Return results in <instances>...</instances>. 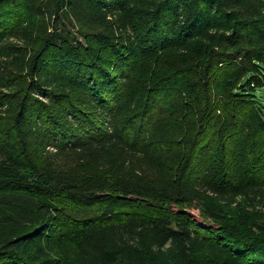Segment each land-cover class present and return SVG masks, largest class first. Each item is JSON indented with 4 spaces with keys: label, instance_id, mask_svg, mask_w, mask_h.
Here are the masks:
<instances>
[{
    "label": "trees",
    "instance_id": "trees-1",
    "mask_svg": "<svg viewBox=\"0 0 264 264\" xmlns=\"http://www.w3.org/2000/svg\"><path fill=\"white\" fill-rule=\"evenodd\" d=\"M94 1L99 6L114 1L109 4L115 7L109 17L122 25L110 36L86 37L77 48L63 39H56L59 46L47 40L38 56H30V87L22 100L14 99L19 102L17 114L0 132V141L15 144L13 151L22 150L25 162L18 176L0 177V264H110L111 255H121L124 241L142 229L148 237L172 244L177 256L185 260L190 259L198 238L211 248L214 264H220L217 252L231 258L230 263L221 264H264V219L260 216L250 214L243 221L234 212L206 209L190 190H142L124 176L111 178L94 170L98 163L92 160L111 144L142 154L147 142L163 139L157 128V110L145 103L135 123L122 109L129 92L124 83L142 63H151V57L159 53L169 57L177 45L183 57L194 55L193 46L200 55L221 43L211 57V66L219 68L217 78L237 68L226 46L249 47L253 65L264 67L262 34L248 19L245 1ZM28 2L0 0V44L26 17ZM170 60L175 66L168 74L190 78L189 72L178 71L174 59ZM250 76L244 73L240 90L221 97L226 103L218 107L208 103L204 108L201 126L210 139L195 142L199 147L205 140L201 157L186 150L177 156L176 169L171 172L174 179H185L191 185H202L208 179L217 192L229 190L230 185L242 191L264 188V107L256 99V90L245 87ZM162 85L150 101L158 99L159 107L168 99V93H162L168 82ZM33 92L43 100H34L29 95ZM38 132L41 135L34 138ZM31 142L88 158L76 160L65 173H45L32 165V161L36 165L42 161L35 160V153H30L33 160L25 156ZM84 168L93 171L79 172ZM196 204L202 221L216 230L189 216L188 209ZM148 260L140 263L153 264Z\"/></svg>",
    "mask_w": 264,
    "mask_h": 264
},
{
    "label": "rangeland",
    "instance_id": "rangeland-1",
    "mask_svg": "<svg viewBox=\"0 0 264 264\" xmlns=\"http://www.w3.org/2000/svg\"><path fill=\"white\" fill-rule=\"evenodd\" d=\"M244 1L248 10V19L255 22L256 32L262 34L260 51L264 56V0ZM110 3L115 4L114 1H110ZM110 3L107 2L103 6H99V3L94 0H29L26 17L19 27L11 30L5 41L0 44V132L5 130L7 121H12L17 114L19 102L14 99L22 100L28 92L32 77L31 64L33 62H30L31 57L38 56V50L46 44L47 40L52 45L59 46L60 43L56 39H63L61 42L77 48L78 45L84 43L86 37L113 34L111 32L114 31V28L118 29L122 25V21L119 22L117 19L109 17V13L113 14L115 8L110 6ZM130 32L126 31V33ZM219 46H222L221 43L212 45L200 55L196 52L197 46H193L190 50L194 55L183 57V50L177 45L170 49L169 57L159 53V55L151 57V63L147 61L142 63L130 81L124 83L129 92L126 93L128 96L122 103V109L129 112L126 113V117H133L135 123H138V116L143 111L145 103L153 111L157 110L155 113L158 112L157 119L160 121L157 128L163 139L147 142L148 145L142 148L144 152L142 154L131 153L129 150H122L117 144H111L106 147V150L101 151L98 157H93L92 160H97L93 162L98 163V167L94 170L103 171L106 177L124 176L142 190L154 188L163 191L190 190L194 200L198 204L201 202L204 208L224 214L234 212L238 214L239 218L243 217V221L250 214L264 219V188L242 191L240 187L237 189L230 185L229 190L217 192L218 189L213 186L215 185L213 181L209 182L208 179H206L207 181L204 179L205 183L202 185H191V182L187 183L185 179H174L171 174L176 169L177 156L184 153V150L197 157L203 155L201 151L205 140L199 145L200 148L196 146L195 142H200L201 139H210V134L208 135L204 127L201 126V118L205 114L204 108L208 103H211L213 107H218L220 103H226L221 97L225 98L226 95L240 90L238 84L244 73L251 75L245 87H250L252 91L256 90L254 92L256 99L264 107V67L259 69L253 65L248 55L251 49L240 45H224L226 49L225 47L223 49L233 54L234 64L237 68L233 71L230 70L228 76L221 79L217 78L219 68L211 66L213 50L214 52L219 51ZM204 47L206 46L204 45ZM244 51L247 52L248 57L243 55ZM170 58L174 59L177 70L189 72L190 78L175 73L168 74L169 70L175 66L171 63ZM207 59L208 61H206ZM241 69L244 71L243 74H240ZM211 71L214 72V75L216 74L215 79H213L214 75ZM209 74L212 75L207 77ZM201 75L205 78H200ZM33 77L37 79L38 75ZM165 82H168V86L162 93L163 95L168 93L166 95L168 99L166 104L159 107L158 99L150 101L154 97V90L157 87L165 86L162 85ZM78 92L74 94L77 95ZM29 95L38 102L43 100L37 93L33 92ZM40 135L41 133L38 132L34 134V138ZM31 136L33 137V135ZM217 143L220 144V142ZM208 146L209 144H206V147ZM26 148L29 150L25 152V156L29 160H33L31 152L35 153V160L42 159V163L38 162L36 165V161H32V165L41 167L45 173L60 174L59 171L65 173L67 169L76 164V160L88 158L80 153H60L54 148L40 147L36 142H31ZM13 150H16L15 144L0 141V177L5 178L11 174L18 176L22 172L21 167L25 165L23 151L17 149L14 152ZM18 153L19 155H13ZM51 164L53 167L49 166ZM64 164L67 165L63 167ZM114 166H116L115 169H110ZM50 167L52 169L49 171ZM91 167V164L87 166V168ZM87 168L79 170V172L93 171ZM187 212L197 224L216 230V227L202 221L201 209L197 208V204ZM134 234L138 235L124 241L121 255L114 257L111 255L110 264H141L140 261L148 259L153 264H214V254L211 248L198 238L188 261L179 258L169 242L159 237H148L143 229ZM214 251L218 250L214 249ZM216 259L220 264L231 262L228 255L220 252H217Z\"/></svg>",
    "mask_w": 264,
    "mask_h": 264
}]
</instances>
